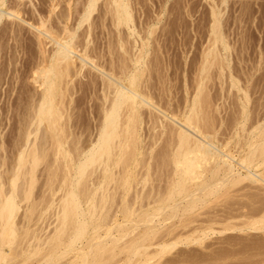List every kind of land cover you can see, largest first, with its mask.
I'll use <instances>...</instances> for the list:
<instances>
[{
  "label": "bare ground",
  "instance_id": "1",
  "mask_svg": "<svg viewBox=\"0 0 264 264\" xmlns=\"http://www.w3.org/2000/svg\"><path fill=\"white\" fill-rule=\"evenodd\" d=\"M97 1L98 0H89L87 2L80 18L78 20L76 19L77 22L75 24L71 23L73 26L71 24L69 26L68 21L70 20V16H67L69 14L66 13L67 11H64L63 15H61L62 12L60 15L58 14L59 16L57 15L58 27L52 24L50 27H46L45 30L44 28L41 30L36 28L39 32V37L42 36L46 40L49 39L53 47L50 50H46L47 48L43 46V51L41 52L42 56L40 55L41 60L39 59V63L34 66L36 69H33L35 72L33 81L40 83L38 85L41 90L39 91L40 93L32 99L26 114L23 116L24 119L22 120V124H19L22 127H19L20 129L18 130L20 132V139H18L20 142L17 140L19 144L16 145L17 157L15 165L12 167L13 169L11 168V173H9V170L6 172V174H9L7 177H5V172H3L4 175L0 172V264H9L11 260H15V258L19 256H21L19 257V259L21 258L20 261L23 262L22 255L24 257V263L28 261L30 264H106L109 260H106V258H108V256L112 258L111 256L114 254L111 255V253H115L114 250H112V244L114 245L115 242L117 243V241L119 242L122 240V238L120 239L119 237H114L115 240H113V230L115 229L116 231V228L119 230L121 225L124 226L127 223L133 222L134 220L131 219V217L134 218L136 213L140 212L141 215L139 217L142 216V218H144V220H142L144 224H154V222L156 224L157 220L170 210L171 213L175 211L179 214L180 211L178 212L176 207L184 201V203H186V201L191 203L195 200L194 198H196L197 202L200 201L201 203L202 201L203 204L205 203L204 205H206L210 196L217 197L218 195H227L228 190L230 192L233 187L236 190V187H239L241 184H244L242 188L244 187L247 189L255 188L261 190V188L264 187V121L261 122L259 119L260 123L258 122L256 124L257 126H255L256 129L254 128L258 131V141L241 145L242 143L240 144L241 141L239 142L238 139L231 142L230 137L229 140H226L221 137V135L218 136L219 132L217 128H215L216 119L213 120L214 124L212 122L213 117L211 115L212 118L208 116L210 114L208 112L209 102H207L209 97H207L208 95L205 94L206 92H204L203 88L205 86L203 81L205 80L202 81L199 77H207L209 71L205 75L203 73L208 70V66L213 62L207 57L205 58L204 64L202 63L203 67H201V73L203 75H198L201 81L198 82L196 78V85L198 83L197 86L195 85L196 90H194V94L189 95L190 99L186 100V102L183 103L184 105L181 104V107L180 105L176 107L174 102H172L176 100V97L174 100L170 96V99H173H169L170 102L175 105L174 107L171 103L173 106V108H171L168 100L169 96H166L167 99L162 97L163 91L165 90L164 92H166L168 89H161L163 91L159 89L160 93H162L158 95V92L156 93V89L154 88L155 84L153 83V86L150 85L152 79L148 77L150 76L149 74L152 75V72L149 70L151 73L147 74L148 66L151 65L148 64L149 60L147 59L149 44H143L142 47H140V49L138 48L137 52L135 51L134 53L128 49V45L126 46V43L128 44L129 42H125L126 37H123L121 27L124 26V28L126 27L129 30V36H133L135 33V25L133 26L132 24V12L126 0H110V11L109 8L107 9L112 16L113 27L117 32L116 41H114L117 43V49L113 46V49L115 48L116 50H109L108 57H105V55L99 56L102 54L99 52V54H94V49L96 47L93 49L90 45L91 41L87 40L91 24L87 25V30L79 33L83 25L89 23ZM6 4V0H0V23H3L1 20L4 21L5 17L10 18V20H12V18H19L25 22V20L20 18L21 9L19 4L20 10L14 8L16 5H13V9L11 8L5 11L3 7ZM11 6L12 5H9L7 7ZM216 24L213 26V32L216 35L214 46L219 42L224 45L222 38L220 39L219 35H217L218 29ZM12 26L13 25L10 27L4 26V28H10L9 33H15L16 28H12ZM49 42L48 44H50ZM111 43L109 44L110 46L113 45V41ZM213 48L209 50L207 55L214 53ZM92 53L94 55L98 54V57L95 56L97 60L93 57L94 55H91ZM108 54H106V56ZM86 70H88V73L94 71V74H87ZM83 75L86 79L88 78V82H90L92 86L94 85L98 89L101 95L100 100H102L101 105L97 107L100 110H98L99 117L97 125H95L97 126L95 129L96 133L94 132L95 137L92 139V137H90L91 135L86 136L85 138H90H87L89 140H86L84 144L82 143L83 140L81 142V138L75 137L76 133L73 132L75 129L74 127L77 125L73 127L71 124L75 123L73 122L75 117L73 116L74 113L72 114L73 108H71V103L73 101V87H71V84L74 83L77 77H81L82 79ZM153 78L155 79V77ZM164 86L166 85L164 84ZM241 89L242 88L239 89V92L243 91ZM170 93H166V95H170ZM245 94L248 93L244 92L243 95ZM163 96H165V94ZM245 97L243 98L246 100L249 99L247 95ZM66 98H68V100H66ZM182 99L179 98L177 100ZM185 99L187 98L185 97ZM161 100L168 101L167 103H162L160 102ZM182 102H184V100ZM242 102L243 100L241 103ZM246 105H243L241 108L244 116L246 114ZM213 107H215V105ZM206 109H208V111ZM246 120L247 118L245 116L242 123ZM241 125L244 126L245 124ZM72 127L73 130H71ZM145 127H148V131ZM88 128L90 129V126ZM224 128L222 126L223 130H225ZM144 129L146 130L145 135L143 133L145 132ZM81 136H83V134ZM236 136L240 138L238 132L235 133V137ZM251 140L253 141V139ZM161 141L165 142L162 146L161 144L159 145ZM157 144L161 146L158 147V150L156 148ZM159 148H161L162 155ZM235 148L236 150H233ZM154 149L160 153L161 159L159 158V154V157L156 156L160 161L156 159L153 153ZM234 151H237L238 155L236 154L237 152L235 153ZM158 152H156V154ZM153 157H155V161ZM47 158L51 159L46 162L45 169L42 170L45 176H47L44 185L48 190L46 191L49 192V197L45 194L36 196L37 194L34 195L36 189L35 184L38 179V175L36 174L38 172H36V170H39L37 168L42 163H45L44 161ZM153 163H156L155 165L160 168L159 171L163 168L165 172L166 167L170 168L165 172L166 174L163 172L164 177H166L165 180L162 178L163 176H158L162 171L159 173L156 172L157 176L160 177L159 179L162 178L165 181L164 185L167 188H164V185V187H162L160 181L163 182V180L161 179L159 183L156 184L157 186L159 184L161 188H155L156 186H153L156 190L152 188L155 191V194L151 192L154 196L150 195V192H148L149 195H147V191L150 189L147 190L144 188L145 190H143L142 187L140 189H142L145 194H143L144 192L141 190V193L143 192L142 194L137 190L134 193L135 188L139 185L146 187V184H148L147 188H150L153 184H150V186L148 182H153V180L158 179V177L152 178L154 175L153 172H155L156 169L155 165L153 168L154 171L150 169L153 167ZM2 165L5 164L1 162L0 168ZM138 167L143 170L145 169L146 173L142 174V172L145 171H137L140 169ZM150 170L153 172L151 173ZM94 175H96V177H94ZM42 184L43 183H41V185ZM242 188L239 187L236 191L234 189L232 190L237 193ZM262 191L264 192V188L261 190L264 197ZM59 192H61V195L55 199L54 197H57ZM132 193H134V196L130 198L129 194L132 197ZM201 194L204 195H202V198L199 197ZM116 195H118V197ZM231 196L232 195H230V197ZM116 197L119 198L121 202L120 204L117 203L118 206L120 205V209L118 208L119 210L117 212L122 215V221L117 219L120 218V216L117 217L118 213L116 211H114L117 213L115 215L113 214L114 212H109L110 210L112 211L113 208H111L112 204L110 203L114 202L115 205H117L116 202H118V200L115 201ZM151 198H153V200ZM177 198L179 201H177ZM144 200L145 203L143 207H141L142 205L140 207L143 209L146 207L145 210L142 211L141 208V210H139L137 209L138 207H135L136 209L134 208V206H139V202L141 203ZM147 200H149V202ZM174 200H176V202H174ZM229 202L231 203V200ZM242 202H244V200ZM189 203H186L187 206ZM208 203L210 204V202ZM237 203L238 202H236V204ZM109 204L111 205V209L108 208ZM191 204L193 205V202ZM241 204L242 203L239 205ZM245 204L247 205L248 202ZM263 204L262 206H264ZM192 205L189 206L194 209V205L197 206V203L195 202V204ZM198 205L201 206L200 204ZM204 205H202L203 208L205 207ZM181 206L183 207L184 205ZM183 208L181 209V214L186 211L188 207L185 208L184 211ZM115 209L117 210V206L113 210ZM257 209L255 210L258 211L259 214L261 212L259 218L252 219L249 216L252 220H247L248 223L245 222L247 224L245 225L246 227H244L247 228V230H263L264 232V207H261L260 211ZM20 210L22 211L20 212ZM50 210L51 213L53 210V212H55L50 214L56 216L53 217L56 221L55 227H53V230H50L49 234L45 233L47 235L44 234L40 236L38 233L35 234L33 228L36 226L37 221L43 220L44 213L46 214L47 212L48 214ZM255 210L253 209V211ZM191 211L193 210L188 212L186 215L187 217L190 215L189 213H191ZM175 212L174 214L177 215ZM171 213L165 214L164 216L171 215ZM112 214L114 216H112ZM247 215L248 214H246V217H248ZM171 216H168V218L170 217L173 219L174 216ZM182 218L183 217H181V219ZM161 220L162 219H160V221ZM160 221L158 223H160ZM137 225L136 223L135 226ZM226 225L228 226L227 223ZM226 225L221 227V229H223L218 232L223 234L229 230L241 231L243 229L242 227H236V225H234V227L232 226L233 224H230V228ZM172 226H174V224ZM206 229L207 230L203 229L205 232L202 231V233H200L202 236L203 233H205L204 236H208L209 232L212 231L210 228ZM208 229H210L209 232H207ZM156 230L158 231V229L155 228V231ZM102 231H104V235L101 233ZM192 231H196V228ZM152 234H149L151 235L149 237L154 239L156 236L155 234L152 236ZM170 234H166L167 237H169ZM173 234H171L169 238L172 239ZM183 234L175 233V237L173 236L175 241L173 240L171 242L168 241L170 239H167L165 235L164 240L158 238L161 235L160 233V235L155 238L156 240L154 239L156 242H158V239L161 240H159L160 243L156 245L160 248L159 250L157 247L158 252L156 251V255L158 256V254H160L159 256H162L165 250L169 247L179 245L178 243H180V245L181 243H189L190 245L193 242L196 243L195 245H198L197 243L200 241L204 243V238L206 239V237L203 236V238L200 234L197 235H200L204 241H202L201 238L195 237V235H193L195 233L192 234L193 238L191 234H187L186 237H184L186 234ZM146 239L151 243L149 244L147 241L144 246H134L129 261L134 255L142 254L143 249L145 250L143 251L146 252L147 249L151 248L153 245L152 239L151 241L148 237ZM263 240L264 239L261 240V243L264 244ZM146 243H148V245H146ZM109 244H111L112 247H110ZM130 247H133V245H130ZM95 251L97 255L95 257L91 256V258L90 255H95ZM109 251L111 252L110 255L107 257L104 256L103 258L104 253ZM115 254H117V252ZM12 256H14V258H12ZM63 259H67V261L65 260V263H63ZM103 259H105L106 262ZM14 260L13 262H16V264L20 262L17 263V259L16 261Z\"/></svg>",
  "mask_w": 264,
  "mask_h": 264
},
{
  "label": "rangeland",
  "instance_id": "2",
  "mask_svg": "<svg viewBox=\"0 0 264 264\" xmlns=\"http://www.w3.org/2000/svg\"><path fill=\"white\" fill-rule=\"evenodd\" d=\"M6 1L8 5L6 4L3 7V9L7 11L11 9L13 5H16V7L14 8H18V10L21 9L20 18L25 20V22H23L19 18L17 19L14 18L15 20L12 18V20H10V18L5 17L4 21L1 20L3 23H0V163L2 162L5 164V165H2V167L0 168V172L2 173V175H4L3 172H5V175H6L5 177L9 175L8 173L6 174V172L9 170V173H11L10 172L11 168L14 167L15 165V161L17 157L16 145L19 144L18 141L20 142V140H18L20 139V132L18 130L22 127L19 124H22V120L24 119L23 116L24 114H26L28 110L27 108H29L32 99L36 97L40 93L39 91L41 90V88H39L40 86L38 85L40 83L33 81L34 80L33 75L35 76V72L33 71V69L34 70L36 69V67L34 68V66H36L37 63H39V61L41 60V56H42L41 52L43 51L42 49L43 46L47 48V49L45 48L46 50H50L53 47V45L49 42V39L46 40L42 36L39 37L40 35L36 28H39L40 30L44 28L45 30L46 27H50L52 24L54 26H57V23H58L57 17L60 15L61 12H62L61 15H63L64 11H67L66 13L69 14L67 16H70L69 18L71 21L70 20L68 21L69 26L71 23L75 24L77 20L80 18V15L84 11L85 5L87 4L89 0H6ZM126 1L130 5V9L132 12V17H133L132 24L133 26L135 25L134 26L135 33L133 34V36L132 35L129 36L128 35L129 30L126 27L124 28V26H122L121 27L122 34H123V37L124 36L126 37V38L124 37L125 42L127 41L130 44H132L130 45L129 43L128 44L126 43V46L128 45L127 46L128 49L131 50L133 53L135 51L137 52V49L138 48L140 49V47H142L143 44L145 43L149 44L148 45L149 53H148L147 59L149 60L148 64H151V65L148 66L149 68L147 69L148 70L147 74L152 72V75L149 74L150 76L148 75L149 76L148 78L151 77L150 79H152L151 80L152 82L150 83V85L153 86V83L155 85L157 84L156 87L158 89L154 85V88L156 89L155 90L156 93L158 92L157 94L160 95L162 93V92L160 93V91H163L161 89H166V90L168 89L166 92H164L165 90L163 91L162 94L163 95L165 94V96L162 95V97L164 99H167L166 96H169L168 100L170 99V96L173 99L176 97L175 98L176 100L174 99L175 101H172V102H174L176 107H179L178 105H180L181 107L182 106L181 104L185 103L186 100L190 99L189 95L194 94L195 92L194 90H196L195 87L198 85V83L196 85V81H195L196 78L198 82L201 80L202 81L205 80L203 81V84H205L203 88H204V92H206L205 94L208 95L207 97H209L207 100V102H209V106H208L209 111L208 109L206 110L210 113L208 116L211 115L213 118L215 117L213 119L210 116L212 118V122L215 119L218 122L217 123L215 121L216 124L213 122L215 124V128H217V131L219 132L218 136L221 135V137H223L226 140L227 139L229 140V137H230L231 142H234L238 139L239 142L241 141L240 142V144L242 143L241 145H246L247 143L249 144L250 142L258 141L257 139L258 131L255 130L256 129L255 126H257L256 124L258 122L260 123V120L261 122L264 121V116H263L264 115V0H126ZM109 3H110V0H98L95 10L92 12V16H91L89 23H85V25H83V27L79 30V33L82 31L84 32L85 30H87V27H88L87 25L91 24L90 26L91 32L89 31V37L87 40L91 41L90 45L93 47V49L96 47L94 49L95 53L93 52L94 54L99 52V53H102L99 56L105 55V57L109 56L108 52L109 50L113 49V46L115 48L117 46L116 45L117 43L114 42L116 41L115 39L117 36L116 35L117 32L115 28L113 27L114 24L112 22L113 19H111L112 16L109 14L110 13L109 11L111 8ZM18 4L20 6V9H19ZM9 5H12V6L7 7ZM108 8H109V11L107 10ZM216 20L219 24L216 22ZM30 24L33 26H31ZM215 24L217 25V29H218L217 35H219L220 39L222 38L225 47L224 45L220 44V42L218 44L216 43V46H214L216 35L213 32V26ZM11 25H13L12 28H16L15 33H9L10 28L5 29L7 26L10 27ZM4 26L6 27L4 28ZM112 41H113V45L110 46L109 44ZM48 42L50 44H48ZM212 48L214 49L213 51L214 53L207 55L209 50ZM93 53L91 55H94ZM98 54L93 56L96 60H97ZM106 54L108 55L106 56ZM206 57L210 61L213 62L212 63L213 65L211 63H208V64H211L210 66H208L207 64V66L210 69L208 68V70L205 71L203 74L204 75L207 74L208 71L209 73L207 74V77L206 76L202 77L200 75L202 74L201 67H203V64H204L203 62ZM86 71L85 72L87 74H90V73L94 74V71L89 72V73H88V70ZM85 72H84V75H85ZM84 75L82 79L81 77H77L78 79L76 78L74 83L71 84V87H73V96H72L73 106L71 103V108H73L72 109L73 110L72 114L74 113L73 116L76 117V121H75V117H74V121L73 119L72 121L77 124L71 123L72 121L70 122L73 125V127L74 125L78 126V128L77 126L74 127L75 129L73 132L76 133V135H78L76 136L74 134L75 137H78L79 139L81 138L80 139L81 142L83 140L82 142L83 144L86 143V140H89L87 138L92 137L93 139L95 137V133H96L95 129L97 127L95 125H97V122H98L97 120L99 117L98 110H100L97 107H99L102 103V100H100L101 99L100 92L94 85L92 86V84L88 82V78L86 79L85 77L86 75L85 76ZM198 75L201 76L199 77L201 80L198 78ZM153 77H155V79ZM84 79H86L87 81ZM150 79H149V82H150ZM163 83L166 86H164ZM205 87H206V90H205ZM240 88H242L241 89L243 90L242 92L241 91L239 92ZM244 92L248 94L243 95ZM166 93H170V95H166ZM246 95H247V98H249L247 100L243 98ZM178 97L181 99L183 98V99L177 100L179 99ZM185 97L187 99H185ZM172 98L170 100H173ZM66 100H68V98H66ZM168 100H165V101L161 100L160 102L167 103ZM183 100L184 102H182ZM240 100L241 101L243 100L242 102L243 104L241 103ZM172 102H170L171 108H173V106L175 107V105ZM171 103L173 104V106L171 105ZM214 105L215 107H213ZM243 105H246L245 116L247 120L242 123L243 118L245 117L243 115V110L241 109ZM218 109L221 110L222 112L219 111ZM211 110H212V113H211ZM242 115H243V118H242ZM238 116H239V119H238ZM219 118H222V119H219ZM240 123L243 125L245 124L246 126L245 125L242 126ZM89 126H90V129L88 128ZM222 126L223 128L226 126L224 128L226 132L225 130L222 129ZM73 127L71 130H73ZM146 130L148 131V127L146 128ZM146 130L144 129L145 131L143 132L144 135L146 133ZM234 131L240 134V138L237 136L235 137L236 132ZM82 134L83 136H81ZM89 135L91 136L85 138L86 136H89ZM251 139H253V141ZM16 141H17V144H16ZM164 143L165 142L161 141L159 142V145L161 144L162 146V144ZM156 146H157L156 147L157 150H158V147H161V146H158V144ZM160 149L161 148H159V150ZM233 150H236V148ZM156 152L158 151H155L154 149L153 153L155 154V157L156 156L159 157L161 150H160V153L158 152L156 154ZM234 152L236 153L237 151H234ZM236 154L238 155V152ZM161 155L159 157L160 159H161ZM155 157H153L154 161L157 159V157L156 159ZM50 159L47 158L44 161L45 163H42L37 168L39 170L38 171L36 170V172H38L36 173L38 175L37 177L38 179H37V183L35 184L36 189L34 191V195L37 194L36 196L38 195L42 196L45 194L46 196L49 197L48 195L49 192H47L48 190L46 186L44 185L45 180H47L46 178L47 176H45V174L43 173L44 172L43 170L45 169L46 162ZM160 159L158 161H160ZM155 164L156 163H153V167H151L150 169H153ZM155 168L157 169V171L155 169V172H153L154 169L153 171L150 170V172L151 173L153 172L154 174L153 175L154 177L152 176V178L163 176L162 178L165 180L166 177H164V174H163L164 169L162 168L163 170L161 169L159 171L160 168H158V166L156 165H155ZM168 168L166 167L165 172L170 169ZM141 169L142 168L138 169L137 171H145V169L144 170L143 169L141 170ZM156 172L157 173L161 172L163 175L159 173V175L157 176ZM144 173H146V171L142 172V174ZM94 177H96V175H94ZM160 177H158V179ZM158 179L157 180L152 179L153 182L151 181L148 182L149 185L153 184L152 186L150 185L151 186L150 188L149 187L147 188L148 184H146V187L139 185L140 187L138 186L139 187L138 188L136 186L137 188H135L134 193L136 192V190L141 193V191L145 189L147 190L150 189L147 191V193L154 192L155 194L154 190L156 189H154L153 186L154 187L156 186L155 188L157 187L161 188L159 184L158 186L156 185L161 180V179L159 180ZM164 180L163 182L160 181L161 182L160 184L162 185V187L165 186ZM41 183L43 184L41 185ZM242 185L244 184H241L239 187L242 188ZM141 187L143 190L140 189ZM239 187L237 186L236 188L239 189ZM164 188H167V187L165 186ZM263 188H261V190ZM232 189H234V187ZM232 189L230 190V192L228 190L227 195L225 194L227 198L225 195H221V196L218 195L217 197L207 196L209 197L208 202H210V204L207 202L206 205H204L205 203L203 204L202 201L201 203L200 201L197 202L196 198H194L196 201L195 200L192 201L193 205L195 204V202L197 203V206L194 205V209H192V207L189 206V205H192L191 201H190L191 203H189V201H186V203L187 202L189 203L188 206L186 203H184L185 202L184 201L178 207H176L178 209V212L179 211L181 212V209L183 207H184L183 211L185 210V208L188 207L191 209L187 208L186 211L193 210L191 211L193 215L189 213L190 215H188L187 217L186 215L188 214L189 211L188 212L184 211L186 213L182 212V214L179 212L178 214L174 211L175 210L174 209L173 211L177 215L181 214L180 216H177L174 214L173 211H172L173 213H171V210H170L168 211V213L166 212L165 214L171 213V215L174 216V218L172 219L169 217L170 218L169 219L168 216H171V215L164 216L165 215L164 214L163 217L165 218L160 217L158 220L159 221L160 219L162 220L160 221V223H158L159 222L158 220L156 224L154 222L155 226L153 223L144 224V222H142L144 218H142V216L139 217L141 214L139 211H137L139 213H136L134 218L131 217V219L134 220L133 222L127 223L124 226L121 225V228H120L121 230L120 229L118 230V228H116L117 229L116 231L115 229L113 230L112 232L114 234V235L112 234L113 238L119 237L120 239L122 238V240L118 239L121 242L120 241L119 242L117 241V243L115 242L114 244L115 246L112 244L114 248V249L112 248V250H114L115 253L117 252V254L111 253L110 251L106 252L107 254L104 253L103 258L104 256L107 257L108 255H110V253L111 255L114 254L115 256L114 255L111 256L112 258L108 256V258H106V260L109 259L108 263L105 261V259L103 260L106 262V264H264V244L261 243L262 242L261 240L264 239L263 230L261 231L252 230L253 231L252 232L251 230L249 229L247 230V228H245L246 227L245 225L248 223L247 220L251 221L252 219H255V218L257 219V217L259 218V216L261 215V212L259 214V212L256 211L255 209L259 207L258 209L260 211V208L264 207L262 206V204L264 203V200H263L264 197L260 189L259 191L255 188L247 189L243 187L242 188L243 190L240 189V191L242 190L241 192L244 194H242L240 191L235 193L234 192L235 189L234 190ZM44 192H47V193H44ZM60 193L61 192H59L57 197H54V198L55 199L58 198L61 195ZM134 193H132V197L129 194L130 198H133ZM143 194H145V192ZM154 194L151 193L150 195L154 196ZM147 195H149V193ZM202 195L203 194H201L199 197L202 198L204 196ZM230 195H232L231 197L233 199L230 197ZM116 196L118 197V195ZM117 197L115 201L118 200V202H116V204L117 203L120 204L121 203L120 199ZM178 198H181V197H178ZM259 198H262V199H259ZM151 199L153 200V198ZM176 200H174V202H176ZM230 200H231V203L229 202ZM243 200L244 202H242ZM147 201L149 202V200ZM177 201H179V199ZM236 202H238L237 203L238 205L236 204ZM247 202L248 204L246 205L245 203ZM144 203H145V200L142 201L141 203L139 202L138 204L139 206H134V208L138 207L137 209L139 210L142 209L143 211L146 209V207H144V209L141 208L143 207ZM240 203L242 204L239 205ZM255 203H258V204H255ZM110 204H112V206ZM110 204L108 208H110V206L111 208L113 207L112 211L110 210L111 208L109 209L110 213L114 211L117 212L120 209V205L119 206L118 204L115 205L114 202ZM198 204H200L201 206H199ZM181 205H184V206L182 207ZM202 205H204L205 207L203 208ZM116 206H117V210L116 209L113 210L114 208H116ZM226 206H229V207H226ZM252 207H255V208H252ZM253 209L255 211H253ZM231 210L232 211L234 210V211L232 212ZM21 211L22 210H20V212ZM53 211L52 213H55ZM109 212H108V216L110 218ZM116 212H114L113 214L115 215L118 213ZM52 213H51V210H50V213L48 211V214L47 212L46 214L44 213L43 217L45 219L43 218V220L41 219V221L39 220L37 221L36 226H34L33 228L35 230V234L38 233V235L40 234L41 236V235H44L45 233L49 234L50 230H53V227H55L56 225L55 224L56 221L54 220L55 218L53 217H56V216L50 215ZM242 213H245V214H242ZM113 214L112 216H114ZM246 214H248L247 215L248 217H246ZM191 215H192V218H191ZM251 215H254V216H251ZM119 216L120 218H117V219L119 221H122L121 219L122 215L120 213L117 214V217ZM249 216L252 219L249 218ZM181 217H183L184 219L183 218L181 219ZM229 220L232 221L233 223L230 222ZM136 223L138 224L137 226H135ZM226 223L228 224V226L226 225ZM173 224L174 226H172ZM230 224L231 225L233 224L232 226L236 225V227L237 226L242 227L243 229L241 231L239 230L230 231L229 230L228 232L227 231L225 232L226 234L225 233L222 234L218 232L222 230L223 228L221 229V227L225 225L230 228L231 227ZM175 226L176 228L178 227L177 228L178 231L177 230L175 231L176 229ZM155 228L158 229V231L157 230L155 231ZM195 228H196V231H192V230H195ZM206 228H210L212 229V231L209 232L210 229H208L207 232H209V235L206 232L208 236H204L205 233H203V236L206 237L205 239L200 233H202V231L205 232L204 230H207ZM166 230H167V233H166ZM163 231L165 232V234ZM170 231H171V234L173 233L183 234L184 232L183 235L186 234L184 237H186L187 234L189 235L191 234L192 236V234L195 233L193 234L195 235V237L201 238L202 236L205 241L203 240V238H201V240L204 241V243L200 241L199 243H197L198 245H195L196 243H193V242L192 243L194 245L191 242L190 243L192 245L191 244L189 245V243H186V244L181 243L180 245V243H178L179 245H176L174 247H169L167 250H165L162 256H159L160 254L158 253H157L158 254L157 256L156 251L158 250L159 247L156 245L157 243H160L159 242L160 239H158V242H156L155 238H157L161 233L160 237L158 238H161V240H164V235H165L166 238L168 239L171 236ZM103 232L104 231H102L101 233ZM152 233L155 234L156 236L155 238L153 237L155 240L149 237L151 236L149 234H152ZM168 233L170 234L169 237H167L166 235ZM104 234L105 233H103V235ZM153 234L152 236H154ZM174 234L173 236L175 237ZM197 234H200L201 236ZM145 236H147L150 239V241L152 239L153 245L151 244L152 245L151 248L147 249L146 252H144L145 250L143 249L144 251L142 250V254L134 255L133 258L129 261L130 257L132 256L131 252L133 251L134 246L135 247H137L138 245L144 246L145 242L148 241L146 239L147 237ZM173 236H172V239L169 238L170 240L168 241H171V242L173 240L175 241V238ZM115 238L113 240H115ZM143 241H144V244H143ZM148 243L150 244L151 242L148 241ZM148 243H146V245H148ZM199 244L200 245L202 244V245L200 246ZM130 245L131 246L133 245V247H130ZM109 246L112 247L111 244H109ZM96 255H97V252L95 253V255L94 254L90 255V257L91 256L95 257ZM19 257L18 258L16 257L15 260L14 259L13 260L16 261L17 259V263H18L21 260V258L19 259ZM12 258H14V256H12ZM22 258H23L22 260L23 262L20 261L18 264H22V263L30 264V262L28 261H25L24 263L23 255H22ZM13 260H11L9 264H14V263L16 264V262H13ZM65 260L67 261V259ZM65 260L63 259L62 262L65 263Z\"/></svg>",
  "mask_w": 264,
  "mask_h": 264
}]
</instances>
